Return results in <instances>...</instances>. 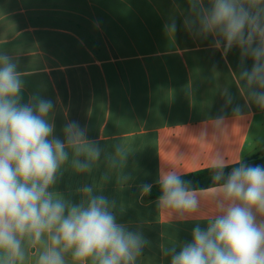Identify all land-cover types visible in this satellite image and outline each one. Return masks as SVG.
I'll use <instances>...</instances> for the list:
<instances>
[{"label":"crops","instance_id":"crops-1","mask_svg":"<svg viewBox=\"0 0 264 264\" xmlns=\"http://www.w3.org/2000/svg\"><path fill=\"white\" fill-rule=\"evenodd\" d=\"M264 29V0H243ZM212 0H0V56L21 74V103L51 101L53 137L65 128L84 133L81 154L66 147L48 191L66 209L103 196L126 232L141 238L134 264H170L171 249L219 214L215 187L195 190L199 208L180 214L145 200V185L225 166L264 154V93L251 81L253 49L264 33L245 29V42L229 45L204 21ZM175 26L174 29L172 26ZM244 73H248L247 76ZM95 150L98 156L85 153ZM86 164L84 170L78 165ZM91 188V193H85ZM47 237L22 242L24 260L36 264ZM66 264H79L65 254ZM86 264H93L89 259Z\"/></svg>","mask_w":264,"mask_h":264},{"label":"clouds","instance_id":"clouds-1","mask_svg":"<svg viewBox=\"0 0 264 264\" xmlns=\"http://www.w3.org/2000/svg\"><path fill=\"white\" fill-rule=\"evenodd\" d=\"M204 27L218 29L229 45L245 42L246 28L251 30L248 41L252 31L264 33L243 0H212ZM253 57L257 62L264 58V46L253 49ZM261 72L264 64H254L249 80ZM259 83L264 87V78ZM21 89L16 64L0 56V264L22 262L24 239L35 244L45 237L48 243L36 264H66L68 253L79 264L89 259L93 264H134L141 238L116 223L105 197H92L87 207L67 209L63 201L53 199L48 189L68 159L66 147L81 154L84 133L70 123L64 130L65 141L54 138V126L47 120L51 101L23 104ZM253 95L264 104V93ZM85 154L99 153L90 150ZM78 167L84 170L87 165ZM213 167L220 169L212 178L219 214L206 228L194 227L191 242L179 251L171 249L170 264H264V166L241 163L227 174L222 171V160ZM150 189L151 185L144 186L145 192ZM160 190L165 208L180 214H192L199 208L196 191L175 172L161 178ZM84 192L91 193V188Z\"/></svg>","mask_w":264,"mask_h":264},{"label":"trees","instance_id":"trees-1","mask_svg":"<svg viewBox=\"0 0 264 264\" xmlns=\"http://www.w3.org/2000/svg\"><path fill=\"white\" fill-rule=\"evenodd\" d=\"M241 163L246 165H261L264 166V154L260 153L256 156H253L251 158L243 159L239 163H236L234 165H228L225 166L222 171L227 174L229 173L233 167H238ZM220 169H217L215 167L200 169L191 173L179 175L182 180L186 182V186L189 187L192 190H202L214 187V181L213 176L214 174L219 171ZM161 183V182H160ZM160 183L154 184L151 186L150 191L146 192L144 194L145 200H153L160 198L161 196V190H160ZM220 183H223V180L220 181Z\"/></svg>","mask_w":264,"mask_h":264}]
</instances>
